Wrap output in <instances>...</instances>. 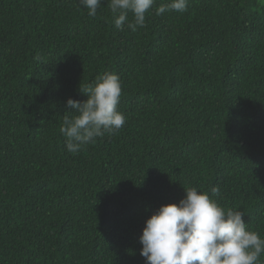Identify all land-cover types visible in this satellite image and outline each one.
<instances>
[{
  "label": "trees",
  "instance_id": "1",
  "mask_svg": "<svg viewBox=\"0 0 264 264\" xmlns=\"http://www.w3.org/2000/svg\"><path fill=\"white\" fill-rule=\"evenodd\" d=\"M169 2L133 32L107 0L96 17L80 0H0V264H146L145 221L191 186L218 187L264 238V0L156 15ZM105 71L126 123L70 152L67 99Z\"/></svg>",
  "mask_w": 264,
  "mask_h": 264
},
{
  "label": "clouds",
  "instance_id": "2",
  "mask_svg": "<svg viewBox=\"0 0 264 264\" xmlns=\"http://www.w3.org/2000/svg\"><path fill=\"white\" fill-rule=\"evenodd\" d=\"M90 17H96L104 0H80ZM155 0H107L115 28L131 31L144 27L146 12ZM188 0H170L156 9V15L187 10ZM129 12L133 19H128ZM80 91L87 94L83 102L71 97L60 132L67 150L76 153L94 143L97 137L112 135L126 123L118 110L122 94L120 77L105 71ZM69 113H71L69 115ZM186 195L179 203L163 204L146 221L140 236V254L146 264H260L264 238L252 231L239 209L222 207L211 194L197 186L184 187Z\"/></svg>",
  "mask_w": 264,
  "mask_h": 264
}]
</instances>
